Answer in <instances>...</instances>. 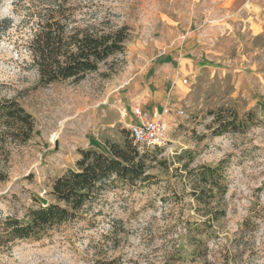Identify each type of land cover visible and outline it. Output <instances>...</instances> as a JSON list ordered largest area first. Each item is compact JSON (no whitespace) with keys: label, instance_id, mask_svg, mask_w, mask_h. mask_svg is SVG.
I'll list each match as a JSON object with an SVG mask.
<instances>
[{"label":"rangeland","instance_id":"1","mask_svg":"<svg viewBox=\"0 0 264 264\" xmlns=\"http://www.w3.org/2000/svg\"><path fill=\"white\" fill-rule=\"evenodd\" d=\"M97 1L130 26L125 54L80 83L44 85L26 49L30 27L0 0V20H13L0 38V109L17 101L35 124L31 140L14 143L0 121V216L52 203L54 181L81 151L109 154L154 112L169 126L156 183L110 194L97 226L18 242L0 264H264V0ZM224 110L255 121L246 134L213 136L210 112ZM185 152L190 169L228 159L211 210L191 195L195 179L176 158ZM113 219L126 232L117 240L106 238Z\"/></svg>","mask_w":264,"mask_h":264},{"label":"trees","instance_id":"2","mask_svg":"<svg viewBox=\"0 0 264 264\" xmlns=\"http://www.w3.org/2000/svg\"><path fill=\"white\" fill-rule=\"evenodd\" d=\"M13 11L30 27L26 49L37 70L40 83L82 82L111 58L123 56L131 34L127 23L114 20V12L97 0H12ZM12 19L0 20V38L12 27ZM213 136L246 134L255 114L243 117L230 110L210 112ZM0 121L11 132H1L14 143L31 140L33 117L17 101H7L0 109ZM109 154L90 149L80 152L74 168L57 178L50 193L52 203H42L24 219L0 216V255L9 253L18 242L42 241L67 226L85 223L97 226L108 196L125 198L134 190L156 183L150 173L162 149L140 152L132 139L121 146L108 144ZM185 152L176 156L187 177L195 179L191 195L200 209L220 204L226 190L221 178L228 159L216 166L190 169ZM1 180V179H0ZM222 211L211 216L218 220ZM106 238L125 235L122 220H111Z\"/></svg>","mask_w":264,"mask_h":264},{"label":"built area","instance_id":"3","mask_svg":"<svg viewBox=\"0 0 264 264\" xmlns=\"http://www.w3.org/2000/svg\"><path fill=\"white\" fill-rule=\"evenodd\" d=\"M143 115L140 109L134 110L135 117L143 118ZM168 131V122L158 112H154L150 118L130 128L131 139L142 153L161 149L165 145Z\"/></svg>","mask_w":264,"mask_h":264}]
</instances>
